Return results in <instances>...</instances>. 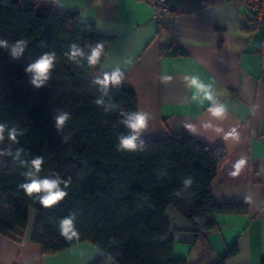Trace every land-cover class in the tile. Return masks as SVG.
I'll return each mask as SVG.
<instances>
[{
    "label": "trees",
    "instance_id": "obj_1",
    "mask_svg": "<svg viewBox=\"0 0 264 264\" xmlns=\"http://www.w3.org/2000/svg\"><path fill=\"white\" fill-rule=\"evenodd\" d=\"M0 39L10 46L27 41L19 59L0 48V124L5 125L0 141L1 234L25 229L32 208L37 216L31 240L45 254L87 241L99 249L91 264H187L173 254L169 206L188 220L196 236L216 227L217 214L248 211L246 203L217 202L212 195L210 185L226 153L223 144L209 146L182 130L164 138H140L144 147L134 152L118 150L119 136L129 134L121 111H136L137 101L125 79L107 94L94 82L105 73L104 55L89 66V45L103 41L105 54L109 37L98 34L92 23L74 12L51 8L39 15L29 1L0 0ZM72 43L85 57L69 59ZM52 52L56 60L50 79L37 88L25 70ZM160 53L187 55L175 40L161 44ZM98 99L103 103L97 104ZM61 111L70 118L57 130L55 117ZM12 128L18 133L15 142L8 137ZM37 156L44 163L36 178L58 179L67 192L51 208L18 187L28 182L25 174ZM189 178L192 184L185 187ZM66 218L78 233L71 241L60 235V221ZM237 252L234 242L212 264H226Z\"/></svg>",
    "mask_w": 264,
    "mask_h": 264
},
{
    "label": "crops",
    "instance_id": "obj_2",
    "mask_svg": "<svg viewBox=\"0 0 264 264\" xmlns=\"http://www.w3.org/2000/svg\"><path fill=\"white\" fill-rule=\"evenodd\" d=\"M36 13L51 9L77 13L96 32L109 37L101 69L120 67L134 93L137 110L149 114L140 138H164L186 131L209 146L223 144L210 189L217 202H241L246 213L216 215V227L198 236L174 207L166 209L174 257L187 264H212L236 242L226 264H261L264 258V27L251 22L241 0H165L166 26L158 28L154 0H25ZM177 41L185 56H162L160 46ZM212 84L223 118L208 111L207 100L190 102L187 80ZM170 77V79H164ZM209 125L205 127L204 125ZM223 129L217 132L216 129ZM236 128L239 139H225ZM243 159L245 164L235 165ZM36 212L30 208L25 229L0 233V264H91L99 249L83 241L45 254L31 240Z\"/></svg>",
    "mask_w": 264,
    "mask_h": 264
},
{
    "label": "clouds",
    "instance_id": "obj_3",
    "mask_svg": "<svg viewBox=\"0 0 264 264\" xmlns=\"http://www.w3.org/2000/svg\"><path fill=\"white\" fill-rule=\"evenodd\" d=\"M27 46V41L20 39L13 45H9L7 40L0 39V48H5L10 50V54L13 58L19 59L22 53L25 51ZM70 52L68 53L69 59L75 60L77 57H85V51L77 44L72 43L69 45ZM104 42L100 41L95 44L94 47L89 45L90 51L86 55V59L89 66H95L100 63L102 55H104ZM56 60V54L45 53L32 62L27 68L26 72L31 74V84L39 88L46 81L50 79V73L54 67V61ZM124 72L120 67H116L114 71L105 72L102 77L97 78L94 82L100 86L102 91L107 94L109 87H119L124 81ZM164 79H170V77H165ZM188 87L194 89L193 95L190 97V102L207 100L211 102V106L208 111L213 117L223 118L228 112V106L223 103H219L214 94V89L212 84H205L198 77H191L187 80ZM97 104H102V100H97ZM123 119L121 123L129 129L128 135L119 136L118 150L121 151H137L144 147V141L140 139L143 130L147 127L149 121V114L143 111H121ZM70 116L67 112H59L55 117V127L57 130L64 128L66 122L69 120ZM205 127L209 125L205 124ZM217 132H222L223 129L217 128ZM5 125L0 124V141L4 140ZM17 130L12 128L8 131V137L11 141L15 142L17 137ZM233 138L238 140L239 133L236 128H232L229 132L225 133V139ZM18 150L16 157L18 158L20 152ZM2 154V153H0ZM44 163V159L41 156H37L32 159L30 166L32 171L27 172L25 175L28 179L27 183H21L18 185L26 195L29 197H35L38 202L45 208H51L61 202L67 195V192L61 190L59 187L60 180L58 179H38L37 174L41 170V166ZM245 164L243 159L239 160L235 167L240 169ZM185 187L192 184L191 178L184 181ZM67 187V183L65 184ZM60 235L66 240L71 241L73 238H78V233L73 229V220L66 218L60 221Z\"/></svg>",
    "mask_w": 264,
    "mask_h": 264
},
{
    "label": "built area",
    "instance_id": "obj_4",
    "mask_svg": "<svg viewBox=\"0 0 264 264\" xmlns=\"http://www.w3.org/2000/svg\"><path fill=\"white\" fill-rule=\"evenodd\" d=\"M241 3L244 9L250 13L251 22L254 25L264 27V0H241ZM152 7L154 8L157 26L158 28H162L165 22V15L169 12V7L165 0H154Z\"/></svg>",
    "mask_w": 264,
    "mask_h": 264
}]
</instances>
